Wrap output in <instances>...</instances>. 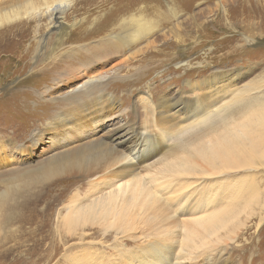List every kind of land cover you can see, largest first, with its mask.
I'll return each instance as SVG.
<instances>
[{"label":"bare ground","instance_id":"obj_1","mask_svg":"<svg viewBox=\"0 0 264 264\" xmlns=\"http://www.w3.org/2000/svg\"><path fill=\"white\" fill-rule=\"evenodd\" d=\"M155 2L9 0L0 4V60H7L14 71L25 72L32 66L30 73L42 64L38 70L47 71L46 80L58 84L54 90L63 86L66 76L92 69L95 58L136 48L131 61H143L146 54L138 46L154 29L147 17L169 25L177 16L174 5L164 10L167 2ZM93 6L109 13L94 31L103 33L96 44L87 47V55H79L74 43L82 41L80 35L90 33L92 25L90 17L82 18L78 26L72 18L83 12L89 15ZM45 21L51 25L50 35L55 32L52 43L48 37V41L40 39ZM64 41L69 48L61 52ZM64 53L69 57L59 58ZM155 68L150 66L143 75L136 72L142 77L134 81L141 83ZM119 71L109 78L89 76L56 95L62 105L48 126H63L61 145L66 146L42 159L38 168L0 183V227L15 225L17 231L14 244L0 254V264H228L230 251L224 241L235 232L244 205L251 210L252 202L259 201L256 181L239 174L264 167V91L249 86L233 94L234 88L227 101L228 85L215 87L213 81V88L205 90L189 80L190 91L181 92L178 101L149 92L141 95L146 120L129 121L122 135L111 131L98 136L97 123L117 113L118 93L108 90V85L125 84L133 70ZM257 88L258 95L239 105L248 97L245 92ZM177 107L185 108L182 117L174 116L180 111ZM8 141L0 144V154L11 152ZM76 174L84 179L75 193V183L68 180L64 187L34 190L56 175ZM222 193L233 194L226 202L229 209L201 220L202 230L187 221L173 225L174 230L167 223L175 199L189 206L199 203L193 209L202 210L212 199L219 201ZM257 215L260 224L264 207Z\"/></svg>","mask_w":264,"mask_h":264},{"label":"rangeland","instance_id":"obj_2","mask_svg":"<svg viewBox=\"0 0 264 264\" xmlns=\"http://www.w3.org/2000/svg\"><path fill=\"white\" fill-rule=\"evenodd\" d=\"M7 1L9 0H0V4ZM155 1L146 0V3L147 5L158 3ZM159 1L164 4L167 2L166 7H163L164 10L168 9V6L174 5L177 9V16L171 20L169 25L161 24L157 18L147 17V20L151 21V23H147L148 26H154V29L138 46L146 54L143 61H139V59L131 61L130 56L134 55L136 48L125 49L126 51L109 58L103 56L104 58L101 60L95 58L96 60L91 66L92 69L87 72L83 70L74 72L71 76H66L61 82L63 86H58V89L54 90L53 88L58 84H54L53 80L49 78L46 80L47 71L45 74L39 72L38 69L42 64L34 66L33 72L30 73L32 66L25 72L14 71L13 67L7 64L9 63L7 60H0V144L2 145L3 141L9 139L8 143L10 144L7 145L12 149L7 154H0V183L12 180L15 175L24 173L27 169L38 168L42 159L62 151V148L66 146L61 145V142L65 143V137L61 132L63 126L52 129L48 126V122L53 121L54 113L62 105L59 100L55 99V96L89 76L107 74L109 78L119 70H121L119 71L121 74H124L130 67L133 70L129 73L130 81L133 82L128 87L126 86L127 82H130L128 80L125 84L116 82L108 85V90L118 93L119 102L114 106L117 113L97 123L95 132L98 136H104L111 131H117L119 135H122L128 130L129 121L140 123L146 120L148 114L140 98L141 95L149 92L154 96L178 101L181 92L190 91L191 88L187 84L189 80L205 90L213 88V81H216L215 87L223 84L228 85L226 90L229 94L225 98L227 101L230 100L232 96L230 92L234 88L236 90L233 94L243 91L249 86L250 88L258 87L263 93L264 0H176V4H173V1L169 3L168 0ZM95 7H91L93 11H89L91 16L83 12V14L74 15L72 18V20L76 19L78 23L76 26L79 25L82 18H91H89V24L92 25L90 33H82L80 35L82 41L74 43L78 45L79 55H87V49L94 46L98 36L103 34L94 31L101 25L100 22H104L109 11L104 9L101 11ZM99 19L101 21H97ZM43 23L46 27L40 39L48 41L45 38L48 37L52 43L56 38L55 32L53 31L50 35L52 29L49 21ZM35 24L37 23L33 25ZM30 42L31 39L26 44L29 45ZM44 45L45 47L49 46L48 42ZM68 48L64 41L60 47L61 52ZM141 54L142 52L136 55L139 57ZM69 55V53H64L59 58L65 59ZM36 62L35 57L31 58L30 64L34 65ZM150 66L156 68L141 83L134 81L142 77L141 75L136 76V72L143 75ZM34 77L35 79H32ZM258 88L250 90L249 93L245 92L244 94H247L248 97L239 102V105L249 101L248 99L252 95H258ZM17 92H20L21 95L15 100L14 98L10 99ZM177 108L180 109V107ZM174 111L173 109L172 113ZM183 111L185 108L180 109L174 116L182 117ZM86 134L90 135L89 132ZM38 137H41L42 140L38 141ZM81 140L79 139V141ZM257 167L253 168L256 170L242 171L239 174L240 176L247 175L245 177L249 181L254 179L257 182L253 181L256 185V199L259 201L252 202L251 210L246 207L247 203L244 205L243 210L238 214L236 221L238 225L235 232L230 234L231 238H226L224 241L230 251L228 264H264V221L259 224L257 215L264 207V167L262 165ZM228 175L233 178V175ZM83 179L79 174L71 177L56 175L55 178L46 181L34 190L35 192L45 191L50 186L64 187L68 180L75 183L72 186L75 193L80 190L79 181ZM231 195L233 194L222 193L219 201L216 202V199H212L209 202L210 205L202 206V210L193 209L199 207V203L189 206L177 203L175 199L167 211L169 217L167 223L173 229V225H181L182 222L187 221L197 231L202 230L201 220L206 222L205 220L229 209L226 202L231 198ZM15 231V225L5 229L4 226L3 229L0 227V254L14 244L13 237L17 233ZM181 237L183 238V235Z\"/></svg>","mask_w":264,"mask_h":264}]
</instances>
